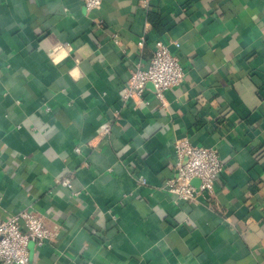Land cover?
<instances>
[{"label":"crops","instance_id":"crops-1","mask_svg":"<svg viewBox=\"0 0 264 264\" xmlns=\"http://www.w3.org/2000/svg\"><path fill=\"white\" fill-rule=\"evenodd\" d=\"M159 41L183 82L121 106ZM183 137L224 163L208 201L164 188ZM30 206V264H264V0H0V219Z\"/></svg>","mask_w":264,"mask_h":264},{"label":"built area","instance_id":"built-area-1","mask_svg":"<svg viewBox=\"0 0 264 264\" xmlns=\"http://www.w3.org/2000/svg\"><path fill=\"white\" fill-rule=\"evenodd\" d=\"M103 0H85L88 9L101 5ZM151 0H140L141 6L149 9ZM177 46L178 42L175 43ZM186 75V69L177 54H174L169 44L159 41L153 50L147 67L137 65L123 89L124 95L120 105H126L130 99H141L147 82H152L155 95L163 101L168 89L180 85ZM121 109H118L117 115ZM111 131V125L106 124L105 133ZM177 161L175 174L167 180L164 188L178 198L191 203L208 201L216 193V183L224 171L218 151L214 147L194 145L183 137L175 143ZM80 151V147L76 148ZM185 157L187 159L185 160ZM198 180V184L194 181ZM59 184L72 186V176L59 179ZM56 231L46 226L44 215L31 206L0 219V261L7 264H30L29 243L34 241L42 246L54 237Z\"/></svg>","mask_w":264,"mask_h":264},{"label":"trees","instance_id":"trees-1","mask_svg":"<svg viewBox=\"0 0 264 264\" xmlns=\"http://www.w3.org/2000/svg\"><path fill=\"white\" fill-rule=\"evenodd\" d=\"M150 18L152 19V15H150Z\"/></svg>","mask_w":264,"mask_h":264},{"label":"water","instance_id":"water-1","mask_svg":"<svg viewBox=\"0 0 264 264\" xmlns=\"http://www.w3.org/2000/svg\"><path fill=\"white\" fill-rule=\"evenodd\" d=\"M194 182H198V180H195Z\"/></svg>","mask_w":264,"mask_h":264}]
</instances>
